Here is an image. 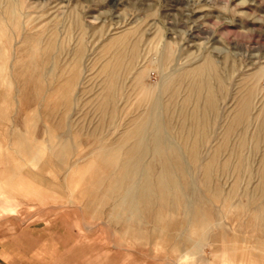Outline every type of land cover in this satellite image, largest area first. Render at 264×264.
I'll use <instances>...</instances> for the list:
<instances>
[{"label":"rangeland","instance_id":"1","mask_svg":"<svg viewBox=\"0 0 264 264\" xmlns=\"http://www.w3.org/2000/svg\"><path fill=\"white\" fill-rule=\"evenodd\" d=\"M24 1L31 3L32 8L19 17L22 27H13L14 35L10 33L5 43L9 60L13 59V52L21 45L25 33L46 31L48 35L54 28L65 42L63 54L68 62H72V51L81 39L86 43V51L71 94L73 103L67 111L58 105L61 100L54 91L55 81L48 79L46 83L23 85L21 94L15 84H0V90L8 95V101L0 96V156L7 157L9 153L16 158L9 161L0 158V234L17 235L20 228L34 225L35 231L28 235L39 240L38 243H46L47 255L62 256L47 264H105L106 260L111 264H264V223H261L264 211L254 206L264 203V193L258 194L255 189L260 185L264 189L255 175L260 169L257 164L252 166V175L242 170L236 177L237 172L232 169L218 172L215 181L219 187L223 186L221 191L233 190L234 193L229 197L205 196L200 200L196 194L197 190L203 192L199 181L201 167L198 170L189 165L188 172L195 181L184 199L173 206L168 198L166 208L151 198L150 202L154 203L148 207L135 203L137 210L120 200L124 193L107 191V186L117 176L114 172L117 168L109 167L106 171L98 150L117 137L125 127L127 118L123 116L127 115L130 105H135L137 95L129 88L131 75L124 83L122 95H128L131 102L128 101L126 111L122 109L123 113L114 111L110 123L103 122L93 103L95 92L99 91L94 61L101 54L100 47L129 28L140 27L143 31L144 42L138 47L143 54L149 42L162 33L163 45L171 43L169 65L174 70L181 65H194L202 56L214 51L222 66L219 74L228 87L225 95H218L219 116L215 118L206 144V148L212 150L235 109V97L242 89L241 80L264 66L262 59L254 62V68L241 65L243 54L256 55L259 47L264 46V0ZM77 20L84 25L82 28ZM198 28L203 32H194ZM156 30H160L157 36ZM94 38L98 41L91 45ZM224 60L229 68H224ZM161 79L162 73L150 68L142 84L157 87ZM180 93L183 94V90ZM157 94L154 92V97ZM168 97L164 94L161 99L168 101ZM119 102L123 108L124 101ZM169 141L175 145L181 143L174 133ZM148 159H145L146 165ZM15 167L17 171L8 174L7 170Z\"/></svg>","mask_w":264,"mask_h":264},{"label":"bare ground","instance_id":"2","mask_svg":"<svg viewBox=\"0 0 264 264\" xmlns=\"http://www.w3.org/2000/svg\"><path fill=\"white\" fill-rule=\"evenodd\" d=\"M31 8V3L25 4L24 0H0V84L8 86L15 84L21 94L23 85H30L35 82L46 83L48 79L52 82L55 81L57 85L54 87V91L57 92L61 100L58 105L62 110L70 109L73 103L71 94L79 78L81 59L86 51L84 45L86 43H83L82 39L72 51L74 56L73 60L70 59L72 62H68L63 54L66 46L65 42L60 39L57 28L50 30L48 35L45 33L46 31L39 30V32L29 31L25 33L21 38V45L15 53L13 52V59L9 60L6 56L7 47L5 43L9 34L14 35L13 27L18 25L22 27L23 24L19 23L18 19ZM77 23L80 28L84 26L80 20H77ZM195 31L203 32V29L198 28ZM155 32L157 36L160 30ZM143 35L140 27L129 28L127 31L119 33L103 42L99 50L101 54L98 59L96 58L97 61H94L99 91L95 92L96 96L93 103L95 110H98L102 115L103 122L109 121L110 123L114 117V111H119L121 114L124 112L122 109L127 110L130 100L128 95L123 97L122 95L124 83L129 75H131V82L129 83L131 93L134 92L137 95L136 99L133 98L136 101H134L135 105L133 106V103L132 107L130 105L128 110H125L126 113L128 112L127 115L123 116V118H127L125 127L119 131L117 137L109 145L104 144V146L102 144L103 147L98 149L102 156L99 158H102L103 165L107 167L106 171L109 167L117 168L114 171L117 176L109 183L107 191L124 193L120 200L131 207L132 205L135 206V203L137 205L143 203L148 207L154 201L155 203L159 201L160 204L162 203L161 205L166 206L168 198L170 204L175 206V202L184 199V195L192 191L195 180H192L194 178H191L188 172L189 165L195 166L196 169L201 167L199 181L203 187V192L197 190L198 194L196 195L198 196L196 197L198 199H204L205 196L212 199L225 195L232 196L233 190H230L229 193H223L220 188L222 185L219 187L216 184L215 179L220 171L235 170L237 172L236 177L242 170L244 173L252 175L254 173L252 166L257 164L260 169L255 172V175L260 184H264V66L261 65L260 68L258 67V71L250 73L251 75L241 80L243 83L241 86L239 83V86L242 89L240 88L241 91L237 97L234 96L236 98L235 109L232 110L223 125L221 137L213 145L211 144L212 150L207 146L208 150L206 144L210 138L211 132L209 131L214 125L215 118L219 116L217 113L220 99H218V95L224 94L228 87L225 78L219 74L222 66H219L218 55L214 51H210L206 56H202L201 62L195 61L194 65L189 64V66L181 65L177 70H174L169 65L172 58L171 43L167 42L163 45L164 36L161 33L158 39L149 42L148 45L150 46L143 54L138 48L143 41ZM209 38H207L208 41ZM96 41L98 40L91 41V45L95 44ZM260 59L264 61V46L259 47L256 55L243 54L241 65L242 67L254 68V62H258ZM224 62H221L224 68H229L225 60ZM150 68L157 69L162 73L160 85L157 87H148L142 84L145 72ZM181 90H183V94L180 93ZM156 91L158 94L154 97ZM164 94L169 96L168 101L161 99ZM0 96L3 101H8V95L1 90ZM54 97L57 99L56 96ZM120 100L124 101L123 108L119 105ZM50 105L52 106V104ZM51 108L54 109L55 107ZM57 121L60 124L59 117ZM173 133L178 139H181L180 144L175 145L169 141V136ZM59 153L62 156L64 154L62 150ZM147 157L150 159L146 165L145 159ZM97 162L101 163L100 161ZM258 166L255 168L256 170ZM218 184L220 185V183ZM134 189L135 191H133ZM137 189L140 191L138 192ZM255 189L258 194L264 193L261 185ZM151 198L154 200L153 202H150ZM201 201H199L200 204ZM195 203L196 201L193 202V204ZM225 204L223 205L226 208L227 204ZM137 205L135 209L138 210ZM254 206L264 211V203H258ZM176 209L178 208L176 207ZM211 210H213L212 207ZM200 216L203 215L200 214ZM262 216L261 218H263ZM263 220L262 224L264 223Z\"/></svg>","mask_w":264,"mask_h":264},{"label":"crops","instance_id":"3","mask_svg":"<svg viewBox=\"0 0 264 264\" xmlns=\"http://www.w3.org/2000/svg\"><path fill=\"white\" fill-rule=\"evenodd\" d=\"M0 158H4L5 161L16 159L9 153H7V157L3 156L2 158V156H0ZM16 168L17 167L12 170L8 169V174L16 172ZM90 207L91 206H89V209ZM85 208L88 207L85 206ZM35 229L36 227L34 228V225H32V227L25 226L20 228L17 231V235L5 232L0 234V264H47L48 261L52 259H57V261L62 259L61 255H47L48 252L46 251V243H38L39 240H36L28 235L33 233ZM30 247L32 248L30 249ZM101 248H103V246ZM252 257H255V255ZM104 263L111 264V261L106 260Z\"/></svg>","mask_w":264,"mask_h":264}]
</instances>
